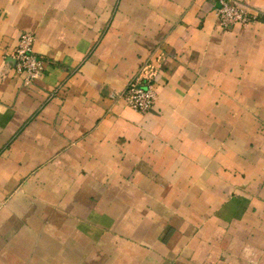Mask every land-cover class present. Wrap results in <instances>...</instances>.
Returning a JSON list of instances; mask_svg holds the SVG:
<instances>
[{"label": "crops", "instance_id": "crops-1", "mask_svg": "<svg viewBox=\"0 0 264 264\" xmlns=\"http://www.w3.org/2000/svg\"><path fill=\"white\" fill-rule=\"evenodd\" d=\"M0 0V264H264V0ZM24 31L34 83L4 54ZM144 63L157 100L117 98Z\"/></svg>", "mask_w": 264, "mask_h": 264}, {"label": "built area", "instance_id": "built-area-1", "mask_svg": "<svg viewBox=\"0 0 264 264\" xmlns=\"http://www.w3.org/2000/svg\"><path fill=\"white\" fill-rule=\"evenodd\" d=\"M217 27L230 30L236 25L248 26L260 21L261 12L242 0H217ZM35 34L24 31L18 37L16 47L4 54V59L13 62L16 75H22L30 84L39 79L47 68L43 57L34 51ZM156 71L150 63H144L138 74L130 81L117 98L141 114H149L157 100L155 88Z\"/></svg>", "mask_w": 264, "mask_h": 264}]
</instances>
